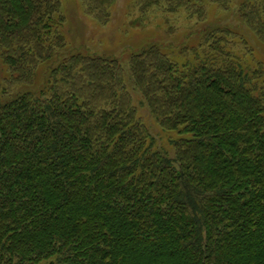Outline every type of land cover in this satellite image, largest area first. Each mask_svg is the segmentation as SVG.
<instances>
[{
    "label": "trees",
    "instance_id": "1",
    "mask_svg": "<svg viewBox=\"0 0 264 264\" xmlns=\"http://www.w3.org/2000/svg\"><path fill=\"white\" fill-rule=\"evenodd\" d=\"M83 3L104 24L114 0ZM208 3L234 0L141 12L206 22ZM237 11L264 44V0ZM65 23L59 0H0V264H264V64L247 39L217 25L187 63L157 44L131 57L169 150L118 60L60 53Z\"/></svg>",
    "mask_w": 264,
    "mask_h": 264
},
{
    "label": "rangeland",
    "instance_id": "2",
    "mask_svg": "<svg viewBox=\"0 0 264 264\" xmlns=\"http://www.w3.org/2000/svg\"><path fill=\"white\" fill-rule=\"evenodd\" d=\"M144 1L114 0L109 9V20L103 24L94 15L87 14L84 0H59L61 12L66 17L63 34L67 43L66 49L60 53L64 56L81 53L118 60L124 69L127 87L139 109V115L158 138L159 146L170 150V136L163 133L141 96L130 86L133 82L131 57L150 45L157 44L171 50L169 54L173 60L187 63L189 57H185L186 54L183 55L182 52L189 48L198 49L204 33L217 25L229 26L232 31L238 32V41L239 36L247 39L250 48L254 49V53L247 56L251 67L264 64V44L242 24L237 11L241 0H234L229 10L208 3L209 18L206 22L190 18L186 11L171 15L164 12V9H154L144 15L141 12V3ZM242 46L241 43L238 51L244 57ZM54 62L57 63V59ZM44 68L45 66L43 70Z\"/></svg>",
    "mask_w": 264,
    "mask_h": 264
}]
</instances>
